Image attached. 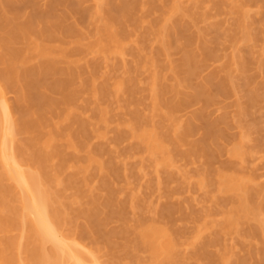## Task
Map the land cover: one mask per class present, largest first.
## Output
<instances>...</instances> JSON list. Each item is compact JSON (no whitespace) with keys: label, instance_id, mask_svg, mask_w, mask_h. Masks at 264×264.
<instances>
[{"label":"bare ground","instance_id":"obj_1","mask_svg":"<svg viewBox=\"0 0 264 264\" xmlns=\"http://www.w3.org/2000/svg\"><path fill=\"white\" fill-rule=\"evenodd\" d=\"M200 2L0 0V264H264V187L242 173L248 132L213 166L229 120L204 110L236 91L233 75L222 66L192 84L225 40L247 44L229 60L244 76L264 71V21L251 26L248 8L264 13V0ZM209 8L234 14L225 33L198 27ZM252 80L236 122L261 98ZM191 101L203 107L179 120ZM115 111L127 117L113 122ZM180 185L202 193L198 209L174 195ZM177 213L193 223L185 238Z\"/></svg>","mask_w":264,"mask_h":264},{"label":"rangeland","instance_id":"obj_2","mask_svg":"<svg viewBox=\"0 0 264 264\" xmlns=\"http://www.w3.org/2000/svg\"><path fill=\"white\" fill-rule=\"evenodd\" d=\"M74 1H80V0H74ZM200 1L202 2V3L200 2L201 5L204 6V5L210 4L212 1H218V0H200ZM81 2H82V4L84 6H89L90 5V0H81ZM38 4H41V5L44 4V0H38ZM248 6H249L248 8L250 10L249 14L251 15L250 16L251 17V21L253 23L251 26H256L257 27V24L259 22H263L264 21V13L260 12V11H255L256 10V6H257L255 3H249ZM207 11H208L207 15H209V17L206 18L205 21H202V23L199 22V26L198 27L200 29L201 28L202 29L207 28V26L208 27H212L211 23H213V22L216 23V22H219V21H220L219 23L221 24V25L220 24L219 25L221 27H223V29H222L223 33H225L226 32L225 30H227V29H229L231 27V24H232L231 21H232L233 15H234L233 13H231L230 11L225 10V11L222 12L224 14L220 13L217 16L214 9H210L209 8ZM214 15H215V17H214ZM254 22L256 23V25L254 24ZM256 27H254V28H256ZM219 29H220V27H219ZM220 32H221V30H220ZM210 37H213V35L210 36ZM259 43H257L256 46L253 47L254 48V52H255L253 54H255V56L257 55V52L259 50ZM244 44L245 43H239V41H238V43H236V45L235 44L233 45V43L230 42L229 40H225L223 42V44H221L220 46L219 45L215 46L213 44L211 47L214 46L213 50H215V53L218 51V54L216 53L217 56H218V57L216 56L217 59L216 58L215 59H211V58L208 59L205 62L204 66L201 68L200 75L198 73L199 77L196 76L195 78L192 79V84L195 83V85H196L197 82H199L198 84L202 83L204 81V79H206V77H208L209 74L212 73V71H215L216 69L219 70V69L222 68V66H223V70L226 69V70H229L232 73L233 79H234V82H235L236 91L233 92V91L228 90V91H226V93H224L225 91L222 92L221 94L217 93L216 95H218V94H220V95H218L217 98L215 97L214 102H212V104L211 103L209 104L210 106H205L207 108H206V110H204L206 112V113L204 112L205 116L208 117V120L211 119L210 121H215V119H216V121H218L219 119L223 118L224 119L223 123H224L225 119L229 120V121L227 120L228 122L224 123V124L227 123L226 124L227 128L223 124V127H225V128H223L224 129L223 131L225 132L224 133L225 137H224V140H222V144L224 145V148H226L225 152L221 153L219 155V157L215 159V161L213 162V166L219 168V167H221L223 164H225L227 162V154L226 153L229 151L227 148H230V146L234 145L232 143L237 142L236 139H238V137L240 139V136H239V135H241L240 132L244 131V133H245L247 131L248 132L246 134V135H248L247 138H246L247 141L245 140L244 145L247 146L248 149L250 148V150L253 151L252 152L253 155L250 157V159L247 158L248 159L247 162L245 161L246 164L244 163L245 165H243L244 166L243 169H242L243 172L241 170H239V171H240V173L242 172L243 174L245 173L247 175H248V173L250 171L251 172V176H253L254 179H255V183L257 185H259L260 187H264V87H263L264 86V71L259 72V70L256 68L255 65L249 66V68L247 69V76L252 77L253 85L255 87H257V89H259L258 91H259V93H261L260 94L261 98L258 99V101L249 110L250 114L248 116H245L240 123L236 122V120H235V116H236V113H237V108H236L237 101L240 102L241 104H243L245 102V100H246V95H247L246 94V77L247 76H244L243 73L238 71L236 69V67L233 65V63L230 62L229 60H231V56H233V55H234V57L235 56L238 57L239 55H243L246 52V49H247L248 46H247V44H245V46H244ZM172 56H173L172 59H174L176 61L180 57L177 52H173ZM221 56H223V57H221ZM219 58H220V60H219ZM127 59H130L129 56H128ZM228 67H230V68H228ZM143 74L141 76V81L144 82L146 80V76L147 75L146 74L143 75ZM221 76H219V78H218L219 80H221ZM216 82H217V79H216ZM7 97L10 100V102H11L12 98L14 99V95L11 92L10 93L8 92ZM78 106H80L79 108L84 109L81 104H78ZM201 107H203L202 103L199 104V102H197V101L196 102L195 101L194 102L191 101V103H188L184 107L179 109V111L176 112L177 113L176 116L181 121H188V119L191 118V116L194 113L199 111ZM115 113H113V116H112L113 122H115V121L117 122V120L123 119L122 115L124 116V114H125L124 118L127 117L126 113H124V112L115 111ZM115 115H117L116 118L114 117ZM207 117H206V119H207ZM231 120H232V122H231ZM233 121H234V123H233ZM229 123H231V124H229ZM241 129H243V130H241ZM109 134H110V137H108V140H109V143L110 142L112 143V141H113V139H112L113 138V133L109 132ZM202 134L203 133L201 132V130H199V131H197L195 133L193 132V134L190 135L189 139L192 140V141H196L198 139L200 140L201 137H203ZM20 137L22 138V136H20ZM19 138H17V139L20 140ZM128 141H129L128 139L123 141V146L121 145V149H128L129 148L130 144H129ZM91 142L92 143H94V142L96 143L97 141L93 142V140H92V141H90V144H92ZM226 150H228V151L226 152ZM131 161L133 162V160H131ZM177 162H178L179 165H184L185 167L187 166L186 169H187L188 173L190 175H192V176L196 175L197 171L200 169V167L197 168V166H195V165H191V164L188 165L186 163L187 161L184 160V159H181L180 157H179V160L177 159ZM135 163H136V161H135ZM250 168H251V170H249ZM239 169H241V168H239ZM139 178H137L138 181H139ZM140 181L142 182V179ZM176 182H177V184H179L178 178L174 179L173 183H174L175 187L177 186ZM183 186H181L183 188L180 189V188H178L179 187V185H178V187L175 188V194L174 195L176 197L182 198V199H186L188 197L194 198L196 200V202L193 204V206H194L195 209L196 208L198 209L199 205H197V204H199L200 201L204 200V197H203L202 193L198 192V191H195V189H193V188H191V189L189 187L187 188V187H185V185H183ZM143 194H144L145 197H147V199H152V200L155 199L156 200V198H155L157 196L156 192H154L152 190H147V192L143 190ZM178 215L180 216L181 214L177 213V215L175 216L176 218L174 217V219L176 220L175 224H177V226L175 224L174 225L177 228L184 227V232L185 233L182 231V233H184V234H181V235H183V238H185L186 236L189 235L190 231L192 230V228H193L192 224L193 223L191 224L190 221L187 222V220H186V222L185 221H183V222H185L187 224L186 225H182L183 222L181 223L180 222L181 220H179L181 216L179 217ZM263 216H264V213H263ZM111 226L115 229L116 223L115 222L112 223ZM111 226L109 225V227H111ZM112 227H111V229H112ZM80 239H81V241H78L76 243V245L80 242V244H82L85 247L88 245L90 249H91V247L93 248V246H90V244L92 242L89 243L90 242L89 238L81 237ZM75 240H76V238H75ZM77 240H79V237H78ZM91 245H93V244H91ZM83 246H81V247L83 248ZM235 246L238 248L237 251L240 252V250H241L240 247L241 246H238V245H235ZM78 249H80V248H78ZM85 249L88 250V247L85 248ZM211 250H214V249H211ZM240 253H242V252H240ZM23 258L24 257L22 255H20V259L22 260ZM63 264H68V263H63ZM71 264H73V263H71Z\"/></svg>","mask_w":264,"mask_h":264}]
</instances>
